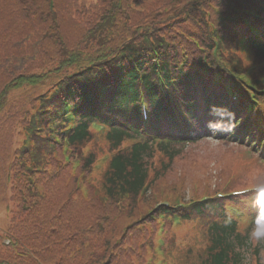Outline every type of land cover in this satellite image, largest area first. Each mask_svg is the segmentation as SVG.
Returning a JSON list of instances; mask_svg holds the SVG:
<instances>
[{
	"label": "trees",
	"instance_id": "trees-1",
	"mask_svg": "<svg viewBox=\"0 0 264 264\" xmlns=\"http://www.w3.org/2000/svg\"><path fill=\"white\" fill-rule=\"evenodd\" d=\"M212 5L223 8L217 0H0V195L6 181L16 201L7 233H0V264H145L146 245L139 244L148 235L135 227L136 206L154 144L116 153L102 197L85 202L48 151L41 118L31 113L36 102L11 96L37 88L48 101L61 83L62 93L72 83L74 109L107 125L112 147L142 133L145 122H134L145 103L161 127L168 124L161 133L171 132L158 145L168 159L165 172L191 138L180 135L163 101L177 78L192 110L195 96L210 89L201 72L216 60L211 53L201 58L197 43L216 45ZM173 66L185 71L177 76ZM87 135L83 121L70 140ZM125 196L130 206L123 208ZM217 227L201 264H250L258 255L260 242L253 246L249 233H236L231 223Z\"/></svg>",
	"mask_w": 264,
	"mask_h": 264
},
{
	"label": "rangeland",
	"instance_id": "rangeland-1",
	"mask_svg": "<svg viewBox=\"0 0 264 264\" xmlns=\"http://www.w3.org/2000/svg\"><path fill=\"white\" fill-rule=\"evenodd\" d=\"M248 60L245 61L247 63ZM92 148L96 150L97 156L106 158L108 156V143L103 134L97 133L91 140ZM237 146L218 142L216 139H206L185 147L180 156H177L170 169L153 186L142 207L152 206L155 201L163 199L184 198L185 200L199 199L203 196L213 197L219 190L253 188L264 185V165L249 164L247 156L242 152L243 149L236 151ZM164 161V160H163ZM152 168L159 166L160 160L151 161ZM101 164H97L92 171V177L96 183L99 182V171ZM251 192L244 200L248 204ZM220 199V198H219ZM222 203L226 200H219ZM5 204L0 203V232L7 225V219L4 215ZM206 217H195L190 221H181L172 225V230L177 236L182 248L193 240L194 251H191L192 259L195 253L200 254L205 245L204 222ZM247 218L243 217L240 221V227H244ZM264 229V219L260 221ZM252 242L255 244L257 230H254ZM260 239V261L264 264V237ZM252 259V258H251Z\"/></svg>",
	"mask_w": 264,
	"mask_h": 264
}]
</instances>
